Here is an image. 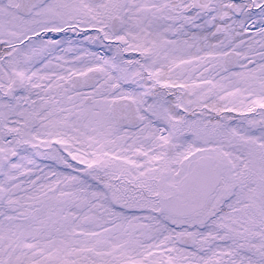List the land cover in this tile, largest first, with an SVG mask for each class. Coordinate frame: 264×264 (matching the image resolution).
<instances>
[{
    "label": "snow or ice",
    "instance_id": "1",
    "mask_svg": "<svg viewBox=\"0 0 264 264\" xmlns=\"http://www.w3.org/2000/svg\"><path fill=\"white\" fill-rule=\"evenodd\" d=\"M0 264H264V0H0Z\"/></svg>",
    "mask_w": 264,
    "mask_h": 264
}]
</instances>
